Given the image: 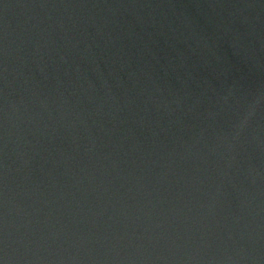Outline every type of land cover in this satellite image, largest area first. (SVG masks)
I'll list each match as a JSON object with an SVG mask.
<instances>
[{"label":"water","instance_id":"95a60500","mask_svg":"<svg viewBox=\"0 0 264 264\" xmlns=\"http://www.w3.org/2000/svg\"><path fill=\"white\" fill-rule=\"evenodd\" d=\"M0 264H264V0H0Z\"/></svg>","mask_w":264,"mask_h":264}]
</instances>
